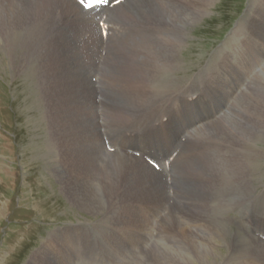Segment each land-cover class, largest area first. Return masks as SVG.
<instances>
[{
	"label": "rangeland",
	"instance_id": "obj_1",
	"mask_svg": "<svg viewBox=\"0 0 264 264\" xmlns=\"http://www.w3.org/2000/svg\"><path fill=\"white\" fill-rule=\"evenodd\" d=\"M111 11L113 9H109L110 14ZM198 15L200 19L185 28L184 43L177 56V68L169 67L171 73L163 78L164 82L173 79V86H183L196 82L199 76H203L201 83L206 85L205 87L203 85L200 87L198 83L197 86L192 84L190 87L194 93H179L171 102L175 106L189 103L187 110L184 111L187 121L182 123L176 121L172 127L178 129L180 125L189 124L195 126L192 132L203 123L211 125L214 119V112L205 117L200 115V110H203V115L207 111L210 112L208 104L210 101L201 100L200 95L202 94L209 100L212 99L211 102L214 100L222 108L229 101L227 105L230 107L237 101V98L232 99L234 98L233 93L237 91L240 96L247 92V87V95L239 104L264 106V58L256 53L252 45L244 50V67L234 69L232 66L228 68L223 66L221 71L226 70L225 78L229 82L228 87L221 84L219 76L207 75L216 64L218 57L229 52L236 55L237 46L233 45L236 37L230 36L234 27L240 26V29L244 30L243 34L237 36L239 39H244L252 22L255 21L252 27L262 25L261 34L256 35L260 40L259 46H264V0H213L207 12ZM109 22L118 23L117 19ZM64 25L73 28L69 24ZM31 30L32 28L27 29L26 27H21L18 31L12 29L0 11V264H27L30 258L39 252L44 242L48 245V250L37 261V264H51V261L55 262L54 264H60L58 255L62 253V248L48 244L47 238L52 231L71 224L76 225L69 226L70 244L65 250L70 264H101L95 261L101 256L103 259L101 258L100 262L105 263L106 261V264H126L127 261H129L127 264H189L190 261L192 264H215L214 261H220L216 255L222 257L217 264H225L229 251L237 243H242L247 248H253L255 244L260 245L259 241L264 244V211L254 215L259 220L257 223L260 224L261 221L263 226L260 230L252 227L257 234L263 236L261 237L256 236L250 228L241 224L240 220L242 223H250L242 215L246 207L242 208V213L233 209L222 212L212 221V249L207 246L202 248L210 249L214 254L208 253L210 255L206 260H203L201 256L192 258L191 255L186 254L188 249L181 242L159 236L161 229L167 225L172 229L173 234L183 232L195 245L197 237L188 230L180 231L176 225L180 224L184 229H188L189 222L184 221L187 225L182 224L177 214L171 211L172 213L169 212L167 218L162 221V225H159V232L156 235L157 244L152 242L151 246H147L146 241L144 244L147 247H138L136 251L130 248V251L134 253L131 257L118 259L116 257L113 261H107L106 252L112 246L110 239L117 232L111 220L122 221L133 210L140 213L142 208L137 197L131 194L123 200L122 211L116 212L118 202L113 198L115 191L112 188L109 189L111 199L106 205L110 209V214L105 207L93 213L85 206L84 202L88 199L84 192L86 175L98 173L94 170L87 172V168L92 167L88 156L93 163H98L100 160L98 150L90 151L89 136L95 134L97 140L103 142L105 148L101 134V130L105 128L114 146H118L113 153L108 154L107 150L102 151L105 157L104 162L109 159L115 160L116 157L120 159V151H124L129 145L140 148L143 152L148 149L165 157L169 154L171 146L162 145L159 135L170 130L168 117H160V113L155 117L147 115L155 108L147 105L146 96V112L145 115L140 116L135 90L121 81L119 76L121 55L128 51L127 45L131 43L136 45L141 42L140 35L134 33L130 25L116 32L114 35L117 36L99 43L101 45L99 58L105 59L106 66L112 65L113 61L115 63L109 68H101L100 64V67L96 68L98 70L96 75L81 74L68 68L54 53H52L53 66H63L61 75L52 76L44 71L47 56L40 65L31 64L32 60L29 55L33 50V45L39 47L42 43L41 39L33 43L28 42ZM97 30L93 20L91 33L81 31L77 35L72 34L67 39L68 43L83 47L88 39L98 34ZM42 32L46 33L44 29ZM248 33L250 34V30ZM156 36L157 34H150L143 39V43L149 42L152 46L146 51L147 54L161 55L158 48L159 42L155 41ZM229 37L231 39L229 46L219 50L226 45ZM44 43V45L47 44L46 38ZM106 44L110 47L107 58H105ZM43 52L44 50H40L38 53L43 54ZM181 52L186 56L185 66L188 65V68L181 64ZM83 55L86 58V51ZM27 62H29L28 65ZM96 63L98 66L97 57ZM257 66L259 67L256 68ZM253 67L255 74L250 73ZM181 72H191V75L180 77ZM96 76H99L100 89H97L96 84L91 82V78H96ZM130 76L132 77L131 73ZM193 86L195 89L192 88ZM146 91L151 92L148 86ZM255 91L258 96L254 95ZM226 92H228L227 95H225ZM189 95L193 97L191 102L187 99ZM171 96L169 99L172 98ZM181 97H185V100L180 99ZM158 105L160 108L161 104L158 103ZM60 111L62 115L56 118L55 122L68 137L64 151L58 149L50 138V117L54 119ZM162 112L166 113L163 109ZM94 114L96 117L88 118ZM94 119L99 120L98 127L89 125ZM163 119L166 121L163 122ZM195 119H198V122L191 123ZM132 127L139 128L141 133H136L135 130L128 132ZM187 129L183 128V134L176 138L178 144L183 140L179 156L182 158L181 168L185 175H188L197 154L195 145L189 139L190 133L183 139ZM256 129L259 142L255 144L254 149L259 157L252 177L253 193H249L252 200L253 196L264 198V134H261V126H257ZM198 131L193 133L195 139ZM211 132L212 130L209 129V141ZM70 137L73 138V143L69 144ZM148 140L151 142L145 145ZM124 153L127 158H132L125 151ZM208 155L209 152L205 155L203 165L198 172L190 176L173 174L172 183H179L175 189L176 193L180 190V186L191 178L195 180L201 178ZM70 160L72 163L68 162ZM140 167L143 166L140 165ZM173 168L172 164L170 167L172 172ZM156 174L162 182L165 181L162 170ZM233 182L237 186V182ZM88 187L92 193L100 194V189L94 182L88 183ZM194 189L195 187L191 190L194 191ZM156 192L158 200H162L163 206L165 203L167 206L170 201L167 190L162 186L160 191L156 190ZM84 207L86 211L77 210H83ZM168 218L174 222L168 221ZM78 222L84 225H79ZM236 222L246 234L236 230L237 227L233 225ZM99 231L104 234L99 240L100 243L97 244L93 240V233ZM196 247L202 249L200 246ZM154 252L159 255L155 257ZM131 258H135L136 262L130 261ZM228 264H264V253L256 251L251 255L239 254L230 259Z\"/></svg>",
	"mask_w": 264,
	"mask_h": 264
},
{
	"label": "bare ground",
	"instance_id": "obj_2",
	"mask_svg": "<svg viewBox=\"0 0 264 264\" xmlns=\"http://www.w3.org/2000/svg\"><path fill=\"white\" fill-rule=\"evenodd\" d=\"M212 1L213 0H127L123 4L113 7L111 14L109 10H104V12L107 13L108 21L117 19L120 31L130 25L132 31L141 37L140 43L136 45L132 43L127 45L128 51L124 55H121L122 63L119 69L121 81L135 90L140 116L145 115L146 112V96L147 105L155 108V110L147 115L155 117L160 113V117H168L170 130L161 133L159 135V141L164 146H171L169 153L175 146L176 138H179L180 135L183 134V128L185 127L188 129L184 132L183 138L188 137V130H191L189 139L195 145V150L197 152L188 175L182 172V158L179 156V158L172 163L174 165L173 172L170 169V172L167 173L161 168L165 175V181L162 182L158 175L143 159L134 157L127 158L124 151L135 149V151L150 155L161 162L166 156H160L148 149L143 152L142 149L129 145L124 151H120V154L118 153L121 157L120 159L116 157L115 160L109 159L104 162L105 157L102 151H106V149L103 147V142L98 141L95 134L89 136L91 143L90 151L95 149L98 150L100 152V160L98 163H93L90 156H88V159L92 163V167H88L87 172L90 173L94 170L98 173L85 174L86 178L84 183L86 190L84 192L88 197L84 202L85 206L93 213L105 207L110 214V209L106 205L111 199L109 189L112 188L115 191L113 198L118 202V206L115 208L116 212L120 213L122 211L123 200L131 194L137 197L142 208L140 213L133 210L128 217L122 221L111 220L117 232L114 233L110 239L112 246L106 252L107 261H113L116 257L117 259L131 257L134 253L130 251V248L136 251L138 247L143 248L149 245L151 246L152 242L157 244L156 235L159 232V225H162V221L167 218V214L171 211L177 214L176 216L181 220L182 224H185L184 221L189 222L188 229H184L180 224L176 225L180 231L188 230V232L193 233L197 237V240L194 242L195 245L192 244V241L183 232L173 234L172 229L167 225L161 229L159 236L181 242L188 249L186 254L191 255L192 258L201 256L203 260H206L207 256L210 255L208 253L211 252L212 255L214 254L210 249L202 247L207 246L212 249V221L222 212L228 210L237 209L242 213V208L246 207L242 215L248 219L250 223H242L240 220L241 224L250 228L256 236H261L257 234L256 230H260L263 226V222L260 221V224H258L257 221L259 220H257L254 215L261 214V212L264 211V198L252 195L254 197L252 200L249 193H253L251 188L252 177L255 173L254 168L256 167L259 157L254 149L255 144L259 142L257 139L259 135L256 134L258 133L256 127L261 126V134H264V106L261 107L259 104H239L247 95L248 89L246 87L247 92H244L240 96L237 91L233 93L234 98L232 99L237 98V101L230 107L227 105L228 101L223 108L217 104L215 107H210V112L207 111L204 115L203 110H200L201 117L209 116L212 114L211 112H214V119L211 125L209 123H203L193 132L192 130L195 126L189 124L184 126L180 125L178 129L172 127L173 123L176 121H180L181 123L187 121L184 111L187 110V105H189V103L178 104L177 106L171 104V102L174 101V96L179 93L192 92L190 87L192 84L197 86L196 84L198 83L200 87L202 85L205 87L206 85L201 83L203 76H199L196 82H190L183 86H173V79L164 82L163 78L165 75L171 73L169 67L177 68V56L184 43L185 28L198 21L200 19L198 14L201 15L206 13ZM0 11L3 13L6 22L12 29L18 31L21 27H26L27 29L32 28L28 35L29 43H33L37 39L42 40L39 47L33 45V50L29 55L32 60L30 63L34 64V66L40 65L47 56L46 65L43 69L52 76L61 75L63 68L62 65L53 66L52 53L59 58L61 63L81 74L96 75V71H98L96 68H99L100 64L101 68H109L115 63L113 61L112 65L106 66L104 64L105 59L99 58L101 54H99L101 49L99 43L103 40L97 25L98 34L88 39L83 47L68 43L67 39L70 38L72 34L77 35V33L81 31L91 33L92 31L93 17L89 12H80L73 0H0ZM253 23H255V21L252 22L251 27L248 29L250 30V34L247 30L244 39H239L237 37L243 34L244 30L240 29V26L234 28L230 36L232 38L236 37L233 41V45L237 46L236 55L231 54V52L221 55L207 74L210 76H219L221 84L226 87H228L229 82L225 78L226 70L223 72L221 71L223 66L226 68L232 66L234 69L244 67V50L247 46L252 45L256 53L261 58H264V46H259L258 42L260 40L257 37V35L261 34L260 27H262V25L252 27ZM64 24H69L73 26V28L65 26ZM43 29L46 33L42 32ZM150 34H157L155 41L159 42L158 48L161 55L146 53L152 46L149 42L143 43V39ZM115 36L117 35H114L113 32L111 37ZM45 38L47 42L46 45H44ZM106 47L107 53L105 58L109 57L110 53L109 45L106 44ZM93 49H95V51H93ZM40 50H44L43 54L38 53ZM84 51H86L87 54L86 58H84L83 55ZM96 57L99 61L98 66ZM130 58H132L131 62H129ZM28 64L29 62H27V65ZM258 67L259 66L256 68ZM252 72L255 74L254 67L250 70V73ZM95 79L96 88L100 89L99 76H96ZM147 86L151 90L150 93L146 91ZM192 88H194V86ZM227 94L228 92L225 93V95ZM170 95H172L171 99H169ZM254 95L258 96L256 91ZM182 97L180 99L185 98ZM212 97L214 96L212 95ZM192 98L193 97L189 95L187 99L191 102ZM158 103L161 104L160 108ZM162 109L165 110L166 113H163ZM221 111L223 115L219 117ZM61 115L62 111H60L54 119L50 117V138L58 149L64 151L68 137L66 133L60 130L59 124L55 122V119ZM94 117H96L95 114L88 118L93 119ZM197 122L198 119H195L191 123L195 124ZM89 125L98 127L99 120L94 119ZM209 129L212 130L210 141L208 137ZM132 130H135L136 133H141L140 129L135 127L129 129L128 132ZM197 131L198 136H196L197 138L195 139L193 133ZM101 134L104 140H107L109 144L111 143V146H114L105 128L101 130ZM146 142L149 143L151 141L148 140ZM70 143H73L72 137L69 139V144ZM115 146L118 147L117 145ZM207 152H209V155L206 166L202 171L201 178L198 180L191 178L183 183L180 186V190L176 193L175 189L179 186V183H172L173 174L175 176H190L198 172L203 165ZM107 153L109 154L108 151ZM68 162H71V160ZM140 165L143 167H140ZM80 172H82V169H80ZM168 176L171 177L170 181H168ZM232 181L237 182L238 187L234 185ZM90 182H94L99 187L100 194L97 195L92 193L88 187V183ZM162 186L167 190L169 199L175 202L174 205L168 203L166 206L165 203V206H163V201L158 200V193L156 190L160 191ZM193 187H195L194 191L191 190ZM171 189L173 191L172 196L170 195ZM179 200L188 206L186 211L179 209L178 205L182 204ZM189 204H191V206ZM77 210L83 212L86 211V208L84 207L83 210ZM155 217H161L162 220L160 223H155ZM168 221L174 222L170 218H168ZM80 223L81 222H78L77 224L84 225ZM72 225L76 224H71L69 226ZM233 225L237 227V229L235 228L236 230L246 234V232L242 231L237 222ZM69 226H64L65 228H58L52 231L47 238L48 244H54L62 248V253L58 255L60 264H70L68 254L65 253V250L69 248L70 244ZM103 234L104 232L102 231L93 233V240L99 244V240ZM259 243L260 245L255 244L253 248H247L242 243H237L236 246L229 251L228 259H226L225 264H228L230 259L235 258L239 254L251 255L256 251L264 253V244H262L263 242L261 241H259ZM41 246L42 248L39 252L35 253L27 264H37V261L48 250V245L45 242ZM196 246H200L202 249ZM154 255L156 257L159 253L154 252ZM101 258L98 259L97 257L95 261L100 262L103 259ZM132 260L136 262L135 258H131L130 261ZM128 262L129 261H127L126 264ZM41 263H44V261H41ZM54 263L55 262L51 261V264ZM105 263L107 262L105 261ZM189 264H192V261H190Z\"/></svg>",
	"mask_w": 264,
	"mask_h": 264
},
{
	"label": "snow or ice",
	"instance_id": "obj_3",
	"mask_svg": "<svg viewBox=\"0 0 264 264\" xmlns=\"http://www.w3.org/2000/svg\"><path fill=\"white\" fill-rule=\"evenodd\" d=\"M96 2H107V0H79V3L85 8H92Z\"/></svg>",
	"mask_w": 264,
	"mask_h": 264
}]
</instances>
